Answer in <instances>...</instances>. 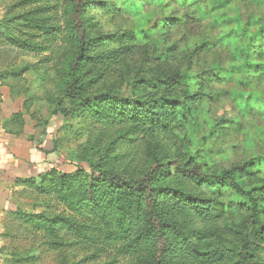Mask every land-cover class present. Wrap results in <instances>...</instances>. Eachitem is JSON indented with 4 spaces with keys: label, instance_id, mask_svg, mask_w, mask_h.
Listing matches in <instances>:
<instances>
[{
    "label": "trees",
    "instance_id": "16d2710c",
    "mask_svg": "<svg viewBox=\"0 0 264 264\" xmlns=\"http://www.w3.org/2000/svg\"><path fill=\"white\" fill-rule=\"evenodd\" d=\"M59 2L65 7L66 21L63 28L53 22L54 9ZM229 2L19 0L10 12L2 15L0 33L10 39L13 37L12 26L22 29L24 38H13L6 48L8 52L16 49L19 54H45L50 51L54 39L62 36L63 43L74 50L66 78L65 99L68 106L62 107V102L57 104L56 112L64 119L80 114L81 117H90L101 126L124 124L128 126V133L134 141L144 145L155 136L176 143L182 141L181 133L184 137L190 120L202 118L203 113L198 109L206 105V99L211 97L209 91L204 93L206 84L199 80L206 79L203 76L205 74H197L189 69L194 63L201 62L199 54L207 55L214 48L229 46L235 62L239 64L236 68L223 71L222 68H215L213 63L210 72L205 75L207 79H228L239 68L247 77L252 72L256 73L251 79L243 80L248 90L237 93V107L245 120L251 111L254 114L255 111H264L260 94L256 89L249 88L250 82L259 85L264 81V43L258 34H247L246 28L244 31L238 26L226 31L229 22L223 11ZM30 7L33 9L20 11ZM94 7L108 12L109 18L114 17L113 27H116L117 22L123 23V29H117L108 42L88 35L86 16ZM18 10L22 14H18ZM233 23L237 26L239 22L236 19ZM248 23L249 29L256 28L264 36V17L252 18ZM201 25L205 31L201 32L197 40H193V37L190 40L192 42L188 38L186 40L190 44L183 58L187 59L191 67L180 69L176 66L170 69L168 60L176 59V43L172 33L180 34L181 29L186 32L188 27ZM244 32L246 36L241 42L232 37L233 34ZM36 37L39 42L35 40ZM109 44L116 48L103 54L101 48ZM140 49L146 52V58L164 64L157 77L148 82L149 92L131 93L126 98L112 92L87 95L86 91L94 88L97 82L93 77L87 79L90 72H83L84 67L90 69L103 64H115L119 56ZM5 68L0 67V86L7 87L12 97L22 96V89L18 91V72ZM194 79L199 82L197 87H193L196 86ZM177 86L185 87V92L179 96ZM24 106L25 102L23 111L12 115L5 122L18 132L24 126ZM208 131V135L212 136L216 130L211 127ZM241 131L242 124L228 131L227 127H221L218 137H237ZM52 144L54 151L56 143ZM182 158L185 161L181 171L183 176L189 178L196 189L202 186L218 189V196H191L167 185L165 180L175 163L160 160L154 152L150 156V165L135 179L106 170L102 160H99L90 162L88 173L83 176H79L78 172L68 174L51 170L38 178L42 181L36 188L45 197L56 199L61 210H48L52 207L47 206L46 200L45 212L37 215L16 207L14 211L5 213V231L0 234V238L15 240L18 235L25 234V239L28 236L38 239V243L47 251L58 252L85 243L100 244V248L113 247L115 258L109 264H117V256L131 258L129 264H264L261 259V255H264V178L258 176L256 171H251L257 161L251 159L220 174L209 175L193 162L192 157L184 155ZM53 174L59 175L50 178ZM34 182H24L26 189L35 186ZM228 192L233 199L242 202L238 206L246 208L247 220L239 225H224L227 214H231L230 210L234 209L231 202L226 204L221 201ZM187 207L189 214L200 223V230L193 231L181 221ZM74 236L76 240H73ZM0 256L11 258L5 263L28 264L25 259L29 256L4 254L2 248ZM92 257L96 258L94 255ZM61 264H65V261Z\"/></svg>",
    "mask_w": 264,
    "mask_h": 264
},
{
    "label": "rangeland",
    "instance_id": "374dc122",
    "mask_svg": "<svg viewBox=\"0 0 264 264\" xmlns=\"http://www.w3.org/2000/svg\"><path fill=\"white\" fill-rule=\"evenodd\" d=\"M261 1L230 0L227 8L223 11L227 14V21L229 22L226 31L228 32L229 29L235 27L238 28V26L244 31L246 28L247 34H258L260 40L264 43L262 33L260 34L256 28H250V30L247 27L250 19L264 17V0ZM18 2L19 0H2L0 3V20L2 15L5 12H10L12 6L18 4ZM64 8L59 2L53 13L55 18L53 22L60 24L61 28L64 27L63 23L66 21ZM31 9L33 7L20 11L26 12ZM20 11L18 10V14H22ZM107 14L108 12L98 7H94L88 13L86 26L90 38L108 42L117 32V29H123L122 22H117L116 27H113L114 17L109 18ZM236 19L239 22L237 26L233 23V20ZM12 30L13 37L10 39L5 38L0 33V56H2L0 67H6L7 70H13L14 72L17 71L19 74L18 91L20 89L23 91L24 114L28 124L25 132L33 134L32 137L36 138L37 146L42 145L51 149L52 143H56L55 150L51 151L47 158L45 164L47 169L45 171L55 170L56 173L59 171L68 174H77L75 172H78L79 176H83L88 173L90 162L102 160L106 170L120 172L129 179H135L150 165V156L154 152L160 160H165L169 164L175 163L165 183L191 196L216 197L218 196V189L204 186L196 189L192 181L181 173L182 168L185 166V161L182 158L184 155L192 157L193 162L209 175L220 174L254 159L257 162L251 167V171H256L258 176L264 178V161H262V158H264V111L262 113L255 111V114L251 111L249 116L247 115L248 119L245 120L241 117L236 100L238 92L248 90L243 85V80L251 79L252 75L256 76V73L252 72V75L247 77L239 68L228 79L227 77L221 80L215 77H208L207 79L205 75H208L207 73L210 72L213 63L215 68H222L223 71L237 67L239 63L235 62L233 53L229 51V46L214 48L207 55L199 54L201 62L194 63L191 67L187 59L183 58V54H185L186 47L192 42L190 41L192 37L193 40H197L201 32L205 31L203 25L188 27L186 32L181 29L180 34H177V32L172 33L173 40L176 43V59L168 60L170 69H174L176 66H179L180 69L191 67L189 69L191 72L205 74L203 76L206 79L199 80L206 84L204 93L207 94V91H209L211 97L206 99V105L198 109L203 113V116H201L202 118L190 120V126L183 133L184 137L181 133L182 141L173 143L162 136H155L148 140L145 145L134 141V138L128 133L127 125L101 126L95 124L90 117H81L80 114L68 119H64L57 114L58 102H62L64 108L68 106L65 99L66 78L68 64L73 57L74 50L71 46L63 43L62 36L60 39H54L50 51L45 54H19L16 49H11L13 51L8 52L6 48L8 44H11L13 38L16 39L17 36L24 38L21 28L12 26ZM203 36L205 34L200 39ZM245 36L244 32L238 33V35L233 34L232 37L237 42H241ZM187 38L190 42L186 41ZM35 40L39 42L38 37ZM113 48L115 49L116 46L104 45L101 52L107 54ZM190 52H193V50L190 49ZM125 55L116 58L115 64H103L98 67H90V69L86 66L82 69L83 72L89 70L88 80L93 77L97 82L94 88L86 91L87 95L94 96L97 93L112 92L126 98L131 93L143 94L149 92L148 82L157 77L158 71H161L164 64L152 58H146L148 55L143 49ZM84 79L86 80V78ZM196 80L194 79L196 86L193 87H197V83H199ZM250 83L249 88L257 90L263 103L262 106H264V81L259 85L255 82ZM184 89L185 87L177 86V95L179 96L185 92ZM81 96L84 97L83 94ZM20 101L18 99V104ZM7 108L10 110L9 107ZM9 114V111H5L3 116ZM241 124L243 131L237 137L232 135L225 139L218 137L221 127H227L228 131V129L234 128L235 125L238 127ZM211 127H215L216 131L215 134L213 132V135L209 136L208 128ZM58 175L53 174L50 178H57ZM41 181L42 179L35 180V186L16 196V205L13 211L18 207L28 214L43 213L45 212L44 200H46L48 207H52L48 210H61V206L56 199L49 196L45 197L36 188ZM221 201L226 204L231 202V205L234 206V209L230 210L231 214H227V221L224 225H239L247 220L246 208L238 206V203L241 204L242 202L236 198L233 199L230 192L224 194ZM188 208L183 212L181 221L193 231L200 230V223L189 214ZM1 229V233L5 231L3 226ZM76 239L77 237L74 236L73 240ZM38 242V239H32L30 236L25 239V234H20L15 240L0 238V248H2L4 254L17 253L19 256H29L25 259L28 264H61L63 260L65 264H109L115 258V248H100V244L87 245L85 243L58 252L47 251ZM93 255L96 258L92 257ZM261 256V259L264 260V255ZM10 259L9 256H0V264H13L5 263V260ZM130 261L131 258L116 257L117 264H129Z\"/></svg>",
    "mask_w": 264,
    "mask_h": 264
},
{
    "label": "crops",
    "instance_id": "0c3cea01",
    "mask_svg": "<svg viewBox=\"0 0 264 264\" xmlns=\"http://www.w3.org/2000/svg\"><path fill=\"white\" fill-rule=\"evenodd\" d=\"M18 99L19 101L21 99L19 104ZM0 100V230H2L5 213L13 211L16 196L27 190L24 182L37 180L48 172L45 171L47 169L45 164L53 151V144L51 149L36 145L37 141L32 137L33 134L25 132L28 125L26 116L23 117L24 126L20 132L5 124L12 115L23 111L22 96L12 97L7 87L0 86ZM5 111H9L10 114L3 116Z\"/></svg>",
    "mask_w": 264,
    "mask_h": 264
}]
</instances>
